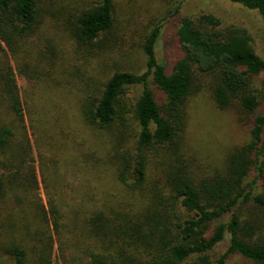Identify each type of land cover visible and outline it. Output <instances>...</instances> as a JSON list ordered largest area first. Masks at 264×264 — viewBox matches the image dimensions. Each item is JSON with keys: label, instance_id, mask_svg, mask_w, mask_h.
I'll use <instances>...</instances> for the list:
<instances>
[{"label": "trees", "instance_id": "16d2710c", "mask_svg": "<svg viewBox=\"0 0 264 264\" xmlns=\"http://www.w3.org/2000/svg\"><path fill=\"white\" fill-rule=\"evenodd\" d=\"M115 1L78 11L59 7L54 14L40 10L37 0H0V264H227L233 255L264 264V196L253 194L264 180V87L255 85L264 58L251 35L212 14L176 10L169 74L155 52L161 23L142 37L145 72L116 71L99 92L91 91L80 61L96 57L100 49L93 46L112 31ZM226 1L264 21V0ZM46 22L63 31L71 51H59L47 38ZM18 77L43 86L54 81L51 87L69 97L77 121L109 139L107 160L88 156L91 183L81 176L71 199L46 192L44 202L40 196ZM136 87L140 93L126 112V91ZM198 94L223 114L259 112L249 141L228 153L220 171L201 179L187 170L183 155L187 108ZM53 110L61 124L77 123L63 108ZM46 139L54 152L62 150L54 133ZM105 169L116 191L108 186L96 193L91 184ZM42 170L46 188L53 173ZM252 171L256 176L248 181ZM226 238V251L212 256Z\"/></svg>", "mask_w": 264, "mask_h": 264}, {"label": "rangeland", "instance_id": "374dc122", "mask_svg": "<svg viewBox=\"0 0 264 264\" xmlns=\"http://www.w3.org/2000/svg\"><path fill=\"white\" fill-rule=\"evenodd\" d=\"M37 1L41 7L40 10L54 14L59 7L78 11L99 2V0ZM115 8L116 20L112 31L100 36L97 44L93 46L95 51H98L97 48L100 51L96 57L80 61L85 67L84 73L89 80L91 91L99 92L107 78L116 71L134 74L145 72L146 58L141 50L142 37L144 34H148L155 25L161 23L163 28L156 43L155 52L157 61L165 67L169 74L173 58L172 35L177 27V21L172 17V14L176 10L183 16H193L203 12L212 14L226 25L232 24L246 30L253 39V47L257 55L264 58V21L255 12L248 11L226 0H116ZM45 28L47 29V38L56 42L55 46L59 51L62 50L65 53L71 51V43L67 36L64 38L63 31H60L59 28L56 29L55 22H46ZM20 58H23V55H20ZM19 63L21 66H26V62L23 60L19 59ZM30 73H32V68L26 72V74ZM54 77L55 80L60 79V76ZM53 83L55 82H46L43 83L45 84L43 86L30 83L23 77H18L17 80L21 98L27 102L24 121L34 153L40 196L44 202L47 199L46 192L58 201L73 198L81 176H83V181L86 177L91 183L93 169H91L88 156L90 155L93 162L104 163L110 152L109 139L102 137L100 140L94 130L90 129L80 118L77 121L69 97L58 93L57 91H61L59 88L51 87ZM255 85L260 88L264 87V75L255 79ZM61 88L72 90L71 87L62 86ZM149 89L159 99L158 92L151 82ZM140 90L136 87L126 91L123 100L126 112L139 95ZM70 95L73 101V96ZM59 97L61 100L58 99ZM205 98L201 94L192 97L187 108L183 155L186 157L184 161L187 163V170H190L191 175L196 179L220 171L228 153L249 141L250 130L259 113L256 112V114L242 118H238L239 116L232 112L223 114L215 109L210 100H205ZM54 106L59 109L63 108L65 115L71 116L77 123L72 126L61 124L57 115L52 114ZM124 120H127L126 114ZM128 126L130 131L131 122L130 125L129 122H125L123 129ZM47 133L55 134L62 150L57 148L54 152L55 149L48 145ZM41 167L42 171L50 170L53 173L52 178L47 179L46 188L40 174ZM103 172L101 180L98 179L99 181L91 184V188L97 193L101 190L107 191L109 186L108 189L115 192L116 188L114 182L112 183L111 174L107 173L106 169ZM255 176L252 171L248 181ZM253 194L264 196V180L258 181L257 186L253 189ZM248 207L251 209L252 205L248 204ZM253 212L260 213L256 208L253 209ZM227 246L228 238L213 251L212 256L222 255ZM227 264L252 263L247 262L239 255H233L229 257Z\"/></svg>", "mask_w": 264, "mask_h": 264}]
</instances>
